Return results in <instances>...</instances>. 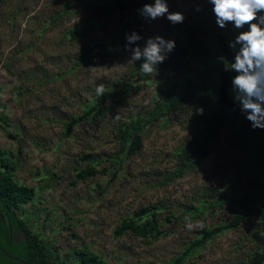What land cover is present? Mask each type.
Masks as SVG:
<instances>
[{"label":"rangeland","instance_id":"rangeland-1","mask_svg":"<svg viewBox=\"0 0 264 264\" xmlns=\"http://www.w3.org/2000/svg\"><path fill=\"white\" fill-rule=\"evenodd\" d=\"M167 2L169 10L182 12L185 20L209 6L206 0ZM111 3L0 0V170L4 161L14 168V182L34 190V198L18 213L60 259H71V252L80 250L103 264H171L201 232L230 220L231 210L242 206V192H257L264 203V164L252 158L247 169L241 164L246 156L232 136L245 117L217 131L207 157L184 164L183 147L194 137L195 108L205 111L207 106L195 99L175 113L148 120L164 98L161 90L171 83L159 69L151 76L143 74L142 61H129L130 53L124 50L126 33L120 38L128 23V34L135 31L144 38L161 35L175 40L184 30L178 31L166 17L142 18L137 10L154 0H141L135 11L116 9L107 16L96 9ZM197 3L201 11L195 10ZM230 26L220 32L226 45L235 35ZM137 43L144 46L143 40ZM84 53L98 60L78 62ZM212 65L207 71L187 68L181 76L224 70L220 62ZM228 73L230 79L235 74ZM99 83L105 85L104 93L120 92L119 96L106 103L109 109L99 119L88 118L67 129V122L91 106ZM228 95L233 99L231 85ZM136 120L146 121L139 133L140 149L133 155L119 153L118 129ZM247 124L251 125L248 120ZM263 132L245 129L239 139L246 136L251 148H264ZM87 166L99 173L76 181L77 171ZM152 206L160 233L115 235L123 220H138V214ZM186 216L193 223L202 221L204 228L189 231ZM263 231L264 219L254 215L192 249L183 264H246L262 248L255 235Z\"/></svg>","mask_w":264,"mask_h":264},{"label":"trees","instance_id":"trees-1","mask_svg":"<svg viewBox=\"0 0 264 264\" xmlns=\"http://www.w3.org/2000/svg\"><path fill=\"white\" fill-rule=\"evenodd\" d=\"M110 1L112 2L111 4L96 7L97 11L103 16L109 15L116 9L120 11H135L139 8L141 0H130L127 2L124 0ZM70 5L71 1L64 4L65 12L69 10ZM210 8L211 6L209 5L207 10L202 12V14L195 15L191 19L184 20L183 24L176 25L178 31L181 29L184 31L180 38L175 39V50L169 54L168 59L164 63L158 65L160 73L171 84L167 89L161 90L164 98L147 116L148 120H155L167 113H175L192 103L195 99H200L207 106L203 115H196L191 119L194 137L183 147L184 164L193 159L207 157L211 151V141L217 131L226 125L234 127L239 118L245 117L240 110L238 114L234 115L224 105L217 103V92L220 85L218 71L206 72L203 76L199 77L181 76V72L187 68L194 67L197 71H207V68L213 66L212 62L216 61V64L219 63L217 61V56L221 55L219 48L217 47L214 35L209 34L210 31L218 28ZM129 26V23L124 25L120 34L121 39L122 34L129 32ZM230 27L228 25L225 30L230 29ZM220 32L225 31L224 29L216 30L215 34ZM97 60L98 56L89 53L79 54L77 57V61L81 63H92ZM119 94L120 92L110 91L104 93L102 96H97L86 112L66 123V128L71 129L88 118L99 119L109 109L106 103L119 96ZM145 122L141 120L127 122L118 129L117 137L121 144L119 153L126 151V155H133L140 149L141 138L139 133L144 127ZM243 124L245 126L234 131L237 134V138L235 139L234 135L232 137L234 144L240 150H244L246 159L242 160L241 164L247 169L251 160L256 159V163L263 164L264 148H261L259 145L251 148L250 142L252 140L246 136V139H239L240 134L245 129H252L247 124V119H245V123ZM253 148L255 149L254 152L252 151ZM256 150L259 154L255 153ZM0 155H2L1 152ZM1 165L0 247L6 251L8 256L21 259L28 264H103L97 256L80 250L71 252V259L66 258L62 260L57 254H54L53 246L41 240L35 233L30 231L24 224L18 210L22 205L34 198V190L14 182L12 179L14 168L5 164L4 161H1ZM97 173L99 172L94 166H87L77 171L75 180L84 181L95 176ZM113 177H115V174ZM239 197H241L242 206L239 210H231L233 215L225 225L201 232L200 237L179 257L175 258L171 264H183L192 249L202 246L213 236L224 230L238 228L254 215H258L261 219H264V203L258 197L257 192H242ZM258 204H261L260 208L257 207ZM149 210L151 213L149 214V218H147L145 213ZM149 210H142L138 214V220H123L122 224L115 230V235L119 236L129 233L137 237H152L154 233H160L157 228V212L153 211L156 209L152 206ZM19 231L23 234L24 239L17 245L13 241V236ZM255 237L262 248L254 252L246 264H264V231L256 234ZM0 264L20 263L9 259L0 251Z\"/></svg>","mask_w":264,"mask_h":264},{"label":"clouds","instance_id":"clouds-1","mask_svg":"<svg viewBox=\"0 0 264 264\" xmlns=\"http://www.w3.org/2000/svg\"><path fill=\"white\" fill-rule=\"evenodd\" d=\"M206 3L211 6L215 24L220 29L232 25L235 31L227 43L234 58L230 61L222 54L217 56L224 71L235 73L230 79L233 99L252 129H264V0H206ZM195 10H202L199 3ZM137 11L148 21L166 17L172 25H177L185 20L182 12L169 10L167 0L144 3ZM125 39L124 50L130 53L129 61H142L139 70L147 76L158 73V65L164 63L176 47L174 39H165L161 35L144 38L132 31L125 34ZM141 40L143 47L137 43ZM105 90L103 83L96 84L97 96H102ZM195 114L203 115L204 108L196 107ZM115 118L119 119V116ZM185 221L189 231L205 226L202 221L191 222L187 216Z\"/></svg>","mask_w":264,"mask_h":264},{"label":"water","instance_id":"water-1","mask_svg":"<svg viewBox=\"0 0 264 264\" xmlns=\"http://www.w3.org/2000/svg\"><path fill=\"white\" fill-rule=\"evenodd\" d=\"M214 38L216 40L217 47L219 48L220 54L224 55L228 60H232L233 53L228 49L226 43H225V37L221 35L220 33H216L214 35ZM219 79H220V85L217 92V103L224 105L226 108H228L234 115L239 113V109L237 107L236 102L233 99H230L228 96L229 89H230V76L228 71H220L219 72ZM264 133V132H263ZM0 251L7 256L9 259L16 261L20 264H28L24 262L21 259L13 258L7 255V253L0 248Z\"/></svg>","mask_w":264,"mask_h":264},{"label":"flooded vegetation","instance_id":"flooded-vegetation-1","mask_svg":"<svg viewBox=\"0 0 264 264\" xmlns=\"http://www.w3.org/2000/svg\"><path fill=\"white\" fill-rule=\"evenodd\" d=\"M215 35V34H214ZM240 119V118H239ZM238 119V121H239ZM237 121V122H238ZM245 126L244 124H241V125H238L235 130L237 129H240L241 127ZM251 126V125H250ZM233 135L235 137V139L237 138V134L233 132ZM264 135V134H263ZM264 164V162H263ZM24 239V236L23 234L19 231L18 233H16L14 236H13V241L15 244L19 245L20 244V241ZM1 248V247H0ZM3 249V248H2ZM4 250V249H3ZM5 251V250H4ZM6 252V251H5ZM8 255V254H7Z\"/></svg>","mask_w":264,"mask_h":264}]
</instances>
